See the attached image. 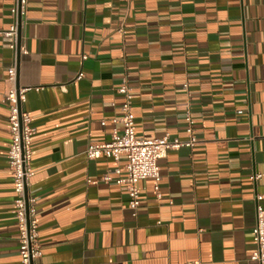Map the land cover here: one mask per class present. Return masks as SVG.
Instances as JSON below:
<instances>
[{
    "label": "crops",
    "instance_id": "obj_1",
    "mask_svg": "<svg viewBox=\"0 0 264 264\" xmlns=\"http://www.w3.org/2000/svg\"><path fill=\"white\" fill-rule=\"evenodd\" d=\"M14 3L0 0V264H20L3 100L12 65L32 121L41 264H259L264 0H27L16 55L1 34ZM122 80L138 139L186 140L187 110L196 139L158 161L160 199L153 180L138 183L135 216L125 188L101 181L116 163L86 158L122 130Z\"/></svg>",
    "mask_w": 264,
    "mask_h": 264
},
{
    "label": "built area",
    "instance_id": "obj_2",
    "mask_svg": "<svg viewBox=\"0 0 264 264\" xmlns=\"http://www.w3.org/2000/svg\"><path fill=\"white\" fill-rule=\"evenodd\" d=\"M27 0H15L10 9L13 20L11 26L1 34L11 40L9 49L16 55L18 48V29L26 16ZM82 60L86 56L81 57ZM82 73H78L75 80H79ZM27 88H19L16 84V69L12 65L7 70L3 100L9 105V133L10 143L7 149V165L13 181V206L18 227V256L20 264H41V247L39 244V229L36 219L35 200L29 193L30 180L33 176L31 167V117L22 110ZM116 93L123 98L120 106V116L112 120L114 124L122 126L121 132L113 130L110 141L98 145H89L86 150L88 160L100 158L112 160L117 167L106 172L101 181L105 184L114 183L123 186L128 196V207L133 216L140 206V195L137 187L140 181L153 180L154 193L161 198L158 184L160 173L158 161L166 158L168 151L181 148H192L196 139L193 135L194 121L189 110L185 112L186 140L171 138L165 135L154 140L138 139L134 131L135 117L132 112V95L126 80L116 88ZM104 126L105 121H100ZM124 164L120 167L121 157ZM124 172V175L122 174ZM260 177L254 174L250 179L255 181ZM255 225L252 229L255 251L250 260L264 264V196L255 198Z\"/></svg>",
    "mask_w": 264,
    "mask_h": 264
},
{
    "label": "water",
    "instance_id": "obj_3",
    "mask_svg": "<svg viewBox=\"0 0 264 264\" xmlns=\"http://www.w3.org/2000/svg\"><path fill=\"white\" fill-rule=\"evenodd\" d=\"M19 28H20V19H19ZM18 31H19V29H18Z\"/></svg>",
    "mask_w": 264,
    "mask_h": 264
}]
</instances>
